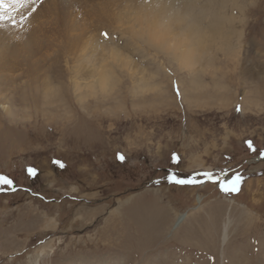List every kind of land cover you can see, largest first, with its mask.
I'll use <instances>...</instances> for the list:
<instances>
[{
    "label": "rangeland",
    "instance_id": "obj_1",
    "mask_svg": "<svg viewBox=\"0 0 264 264\" xmlns=\"http://www.w3.org/2000/svg\"><path fill=\"white\" fill-rule=\"evenodd\" d=\"M97 1L96 12L103 5ZM225 1L216 7L228 18L215 25L219 35L201 51L191 46L187 65L170 44L161 50L133 39L127 25L95 28L120 55L107 57L110 75H97L103 83L93 88L82 80L85 55L65 60L55 40L45 60L61 57L56 67L64 75L50 72L48 104L14 105L7 121L0 119V176L13 182L0 184V264H31L39 251L38 264H264V0ZM209 13L199 19L202 28ZM112 34L118 42L108 40ZM127 40L132 49L123 50ZM77 70L82 85L73 91ZM237 173L239 191H221L220 182ZM198 199L194 231L211 229L215 218L221 229L228 218L224 259L219 244L213 255L207 244H181L172 233L153 246H133L141 211L162 209L173 220ZM109 232L114 246L103 238Z\"/></svg>",
    "mask_w": 264,
    "mask_h": 264
},
{
    "label": "bare ground",
    "instance_id": "obj_2",
    "mask_svg": "<svg viewBox=\"0 0 264 264\" xmlns=\"http://www.w3.org/2000/svg\"><path fill=\"white\" fill-rule=\"evenodd\" d=\"M195 1L197 0H118L116 3L115 0H102L103 5L100 11L96 12L94 10H96L98 4L97 0H4L5 8L0 9V15L4 17V19L0 20V119L2 122L7 121L5 117L6 115L12 114V106L14 105L26 106L37 105L40 102L47 103L46 100L54 91L53 87H55L53 81L50 80V78L53 79L50 77V72L53 71V77L61 78V76L64 75L60 72L61 66L57 68L59 67L58 62L61 57L55 56L51 61L45 60L46 53L52 50L53 45L55 47L56 44L53 43L56 41H58L57 45H64L62 57H64L65 60L69 57L74 60L78 55H85L84 58L87 59L88 64L85 66V74H83L82 71L84 75L82 80L85 81L84 86L86 88H93L95 81H99L100 84H102L103 80L97 78V75H110V71L106 69L107 64L105 60L110 55L117 56L119 53L117 48L112 45L109 46L99 39L98 36H102V32H97L99 28L97 31L95 30V28L99 26L100 28L103 27L112 31L117 28H124L122 26L127 25L125 30L132 33V38L147 43L148 47L152 45L156 49L159 48L163 50L162 48H164L165 45L170 44L169 49L175 52L172 55L178 58L180 64L187 65L193 47L198 51L205 48L207 45V38L219 35V31L216 29L215 25L222 22V19L223 21L228 19L224 15L218 13V11L220 12V8L222 9L225 7L226 1L204 0L205 2L200 4L197 9H195ZM215 9H217V11ZM66 11L69 12L66 13ZM206 11L210 12L209 17H211V19L208 28H202L199 19H201L202 16H205V18L207 17L205 15ZM86 18L90 19V24L86 22L88 26L85 25ZM53 20L56 23H52ZM113 34L108 40L117 41L116 34ZM127 42L129 41H124L123 45L121 44L123 43L122 41L119 43V45H122V49L123 47L130 46ZM226 42L223 46L227 49H231ZM121 47L119 46V49ZM97 54L100 57H98ZM137 57H139L138 54ZM125 61H127L126 58ZM110 62L112 63V61ZM126 66L128 67V65ZM71 68L69 70H71ZM247 70H250L249 67H246L245 72ZM78 72L79 70L75 71V75L72 76L73 91L79 89L82 85V83L80 84L76 80V74ZM141 73L143 74V72ZM190 80L194 84L197 82L194 78ZM60 85H58V87ZM66 88L68 89L70 87ZM7 119L12 121L11 118ZM197 203V206L191 208L186 213H176L173 220L170 215H168L165 210L162 211V209L160 211L157 208L153 211L151 209L144 212L141 211V213H139L140 216L137 214L138 218L134 219L138 223V229H140V231L136 235L138 239L133 241V246L141 250L142 247L153 246V244H157L160 240L162 242L165 233H172L181 238V244L190 245L192 243L195 246L207 244L206 246L214 252L213 255H215L219 244V246L222 247L220 256L221 259H224L223 252L225 246L227 247V240L229 237L228 218L227 221L223 222L221 229L218 224L217 227V220H215V218L210 224V226H212L211 229L207 227V230L203 229L202 231L201 228L197 227L194 231L191 225L199 218V211L202 206L200 199L197 200ZM136 222H134V224ZM214 223L217 228L213 227ZM135 226L137 227V225ZM136 227L135 229H137ZM112 233L113 232L104 234L103 238H107L106 240H109L108 244L110 243V245L114 246L117 239L113 238L112 235L114 234ZM197 235L199 237H197ZM204 235H206L208 239H206V242L204 237L202 238ZM127 241L129 242V240ZM131 248L133 249L134 247ZM41 255H43V253L39 251L37 257L31 261V264H38V257ZM245 261L246 260L240 258L239 260H235V263L245 264L247 263Z\"/></svg>",
    "mask_w": 264,
    "mask_h": 264
},
{
    "label": "snow or ice",
    "instance_id": "obj_3",
    "mask_svg": "<svg viewBox=\"0 0 264 264\" xmlns=\"http://www.w3.org/2000/svg\"><path fill=\"white\" fill-rule=\"evenodd\" d=\"M5 8V4H4V0H0V9ZM4 19V17L2 15H0V20ZM103 36H105V38H107V33H102ZM248 144V147L250 149H252V143L251 141H247L246 142ZM261 155H264V153H261ZM119 159L123 160L124 157L123 156H119ZM173 160L174 161H178V157L174 154L173 155ZM61 167H63V165H61ZM29 175L35 176L36 175V171L33 168H28L27 169ZM203 176L207 177L208 180H213V173L211 172H205L202 173ZM170 181H173L177 184H186V183H194L195 181L188 179V180H184V179H176L174 177H169ZM242 177L237 173L236 175H234L231 179L228 180H224L220 182V188L221 191L224 192H238L239 191V185L241 183ZM12 180H10L9 178H7L6 176H0V184H6L11 186L12 185Z\"/></svg>",
    "mask_w": 264,
    "mask_h": 264
}]
</instances>
